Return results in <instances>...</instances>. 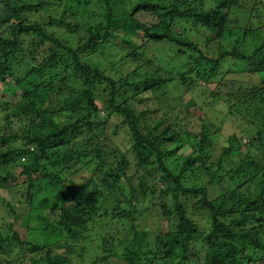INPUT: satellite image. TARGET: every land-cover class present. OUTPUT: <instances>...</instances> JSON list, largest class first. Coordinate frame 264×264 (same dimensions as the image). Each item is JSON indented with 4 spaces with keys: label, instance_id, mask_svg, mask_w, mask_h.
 Instances as JSON below:
<instances>
[{
    "label": "trees",
    "instance_id": "trees-1",
    "mask_svg": "<svg viewBox=\"0 0 264 264\" xmlns=\"http://www.w3.org/2000/svg\"><path fill=\"white\" fill-rule=\"evenodd\" d=\"M90 1L0 0V187L25 186L29 199L43 194L39 202L59 214L57 220L40 217L46 230L66 236L69 249L62 261L48 251L43 264H79L71 248L94 256L85 264H264V81L248 88L240 79L264 72V0H100L99 19L83 21L79 12ZM244 11L242 22L238 12ZM193 30L202 32L203 43ZM150 42L177 47V73L163 76L146 67ZM190 49L196 54L187 56ZM97 54L103 63L94 62ZM122 66L131 70L124 77ZM213 80L219 82L209 86ZM164 88L181 103L161 101L155 94ZM243 98L242 104H252L249 114L258 111L251 121L244 116L243 131L234 128L243 133L250 127L255 135L247 133L251 140L243 143L244 134L231 133L214 152L217 122L199 111L220 99L234 116V101ZM122 132L129 136L127 150L143 163L132 174L129 151L107 153ZM177 140L194 146L169 166L167 157L177 152L169 144ZM95 161L92 177H101L105 192L123 191L116 215L100 201V191L74 189L62 175ZM13 165L21 170L12 172ZM149 165L160 184L143 172ZM150 194L161 200L157 216L172 224L157 238L133 221ZM98 220L116 228L114 238L89 232ZM18 226L0 229V254L12 257L0 264H41L34 254L47 245L23 241ZM25 247L32 255H21Z\"/></svg>",
    "mask_w": 264,
    "mask_h": 264
},
{
    "label": "rangeland",
    "instance_id": "rangeland-1",
    "mask_svg": "<svg viewBox=\"0 0 264 264\" xmlns=\"http://www.w3.org/2000/svg\"><path fill=\"white\" fill-rule=\"evenodd\" d=\"M208 2H210V0H208ZM101 6H102V3L100 0H91L88 6L81 7L82 10H80L79 12V16H78L79 19H83V21L86 20L89 22H95V20L99 19V17L103 13L102 11L103 9L101 8ZM247 13L248 12L246 11L238 12L239 14L238 16L241 15L242 22L245 21L244 19H247L248 17ZM45 15L47 14L45 13ZM146 19H148L149 22H152L150 17H146ZM242 22L241 24H243ZM190 35L193 38H195V41L203 43L202 32L196 34V32L193 30L190 32ZM70 36H72V34H70ZM205 50L206 49H204V51ZM191 54H196L194 49H190L187 56ZM178 55H179V52L177 50V47L174 46L172 43L150 42L147 44L145 51H144V61L146 62V67L150 65L155 70L160 71L161 75L164 74L163 76H165L167 73H170V72L177 73L178 71L177 68L181 66L180 61L177 59ZM93 60L94 62L103 63V58L99 54H97ZM130 71L131 70L127 67H124V66L120 67V74H121L120 77L121 76L124 77ZM237 71H240V70H237ZM241 71H244V70H241ZM226 72H227L226 70L220 71L222 76L223 74H226ZM108 73L109 75H112V74L114 75L115 70L112 72H108ZM207 77L209 76L207 75ZM240 79L244 81V82H241V84H245L246 82L250 83L248 85V88H249V86H253L254 84H260L262 81H264L262 80L264 79V72H262V74H250L247 76L242 75L240 76ZM205 82H208V81L203 79L202 83L206 84ZM218 82L219 80L218 81L213 80L209 82L208 85L214 86ZM237 84H240V82L237 81ZM170 92H172V90H170ZM166 94H168V97L165 96ZM155 95L158 96L161 99V101H165L166 99L174 101L173 96L169 95V90L165 88L163 91H160V92L157 91ZM241 96H240V99H241ZM189 97L190 95L188 92L185 95H183L184 99H188ZM204 97L207 98L205 94H204ZM245 97L248 98V100L250 99L249 95H246ZM246 98H243L241 101L239 99L234 101V104H235L233 106V109L235 110L234 116L228 114L230 106L227 104V102L224 100H220V99H218L217 102L213 101L214 103L213 109L205 108L204 111H201V110L199 111L206 121H208L209 119H212L213 121H216L218 124L217 125L214 123L215 126H218V132L220 131V134L217 136L215 140L216 142H215L214 152L220 151L221 146L227 143L226 139L229 137L231 133L237 132L240 135L244 134L242 136L243 143L249 142V140H251V138L248 136L247 133L252 132L255 135L256 132L252 131L250 127L246 132H243V133L239 132L238 130L234 128V127L242 126L240 127V129L243 131V128L249 124L248 121H244L245 117H247L248 115L249 120L251 121L252 119H254L253 116L255 112L258 111L257 108L256 109L251 108V114L247 112L248 111L247 108L249 109L252 104L251 105L242 104L244 101H246ZM182 101L185 103L186 100H182ZM180 103H181L180 100L174 101L175 106L179 105ZM261 107H263V105ZM261 114L262 113L260 112V115ZM199 117L200 115H197L195 117V121L193 122L195 124L192 126V129L196 131V133L200 130V127H201V124L199 123L200 122ZM190 119H191V115H190ZM223 120H227L228 122H226L220 128L219 124L222 123ZM256 122L253 124H256ZM116 142L108 146L107 153L113 151V149H117L119 154L120 152L127 153V151H129L127 150L129 136L127 135L126 132H122L121 135H118L116 138ZM182 142L183 141L181 140H177L176 142H171L169 144L170 149L177 150V152L173 156L167 157L166 159L168 162L167 165L170 166L171 165L170 163L172 161L179 159V157L177 156H183V155L185 156L189 151L190 152L192 151V148L194 146V144L192 145L193 140H191L189 143L183 142L184 143L183 145H182ZM118 144H121L122 146L118 147ZM129 152L130 153H129L128 158L131 161V166H132L129 174H132L136 171L137 165H141L143 163L140 161L139 157L133 155L131 151ZM152 161L154 163V168L155 169L156 167L158 168L159 164L158 162H156V159L154 157H152ZM108 162H111L112 166L113 164L115 165V162H112V160H109ZM97 164H98V161H95L93 165L86 167L85 170L82 172L79 170L78 166L74 168H71L70 166V168H68V170L66 169L62 175L63 177L67 178L68 180L67 182L74 184V189L80 188L84 185H89L84 190L86 194L91 191H100L102 194L100 201L104 203V206L106 208H109V209L111 208L110 209L111 213H114V215H116L120 211L118 201L122 200V202H124L123 200L125 199L124 195L121 194V192L123 191L121 189H116L117 192L114 191L112 192V194H109L107 191L105 192V189L101 186V181H100L101 177H96V176L92 177L93 173L95 174L94 168L97 166ZM227 168H229L228 165H227ZM155 169H153L149 165L147 166V168H145V170H143V172L145 174L146 172H148V174H150L151 176L155 178V180L157 181V184H160L159 179L157 180L158 177L156 176ZM20 170H21L20 167H14L13 165V168L11 171L14 173H18ZM4 172H5V168L2 164H0V175L1 173H4ZM91 179L93 180L94 184H96L97 186L92 184ZM124 182L126 181L124 180ZM218 185L219 183H217V187ZM217 187L215 188V190L217 189ZM218 189L220 190V188ZM42 197H43V194H41V196L37 198L29 199L27 187L25 186L14 185L13 187H3V186L0 187V229L6 228V229H9L10 231L11 230L13 231L14 229L13 227L15 223L17 224V226L19 225L17 229L23 241L33 242L34 244L38 243L43 247L44 245H47L45 249L39 250V252L34 254V256L38 257V260L41 264L44 263L46 259L44 255L48 251L51 253L53 260L62 261V259L66 255V251L69 249V247L65 243L67 238L65 235H62L59 231H53L52 229H47V230L45 229L44 225L46 224V222L40 216H47V217L51 216V220H57L59 218V214L55 212L50 213V207L45 204H41L39 202ZM160 202L161 200L158 194L156 195L150 194L148 198L145 200V202L139 207V210L136 212L135 217L133 219V221L135 222L139 230L146 231L148 235L151 236L152 238H157V236L165 234L171 228V225H172L167 220V218H165L164 216L160 218L157 216V212L162 213V210L159 209V206H158ZM168 202L170 203V201ZM10 204L14 206L16 213L11 211ZM101 214H104V210L102 211ZM11 224L12 226H10ZM124 229L125 227L121 226V230H124ZM90 231L93 233L99 231L100 234L109 235L114 238L115 233H116V228L113 227L110 229L108 226L103 227L101 226V221L98 220V221L91 223L89 232ZM194 247H195L196 252H198V254L202 256L204 248L200 246V243L198 242L197 244H195ZM115 249L117 251L122 250L123 246L115 245L114 250ZM71 252L73 254V257L71 259L79 264L89 263L94 257L92 254H89V253L79 254L72 248H71ZM4 253L6 254L2 256ZM21 255L28 257L29 255H32V253L30 254L28 248L25 247ZM11 259L12 257L10 256L8 252H3L2 254H0V260L3 262H6V260H11ZM18 262H16L15 264H17Z\"/></svg>",
    "mask_w": 264,
    "mask_h": 264
},
{
    "label": "clouds",
    "instance_id": "clouds-1",
    "mask_svg": "<svg viewBox=\"0 0 264 264\" xmlns=\"http://www.w3.org/2000/svg\"><path fill=\"white\" fill-rule=\"evenodd\" d=\"M29 148H30L31 150H34V147H33V146H29Z\"/></svg>",
    "mask_w": 264,
    "mask_h": 264
}]
</instances>
